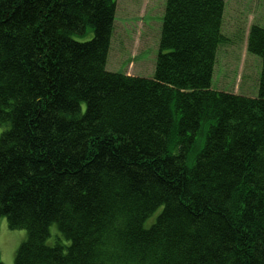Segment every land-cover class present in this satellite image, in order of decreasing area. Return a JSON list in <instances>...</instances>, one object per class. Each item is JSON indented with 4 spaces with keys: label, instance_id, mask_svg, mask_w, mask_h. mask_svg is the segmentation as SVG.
<instances>
[{
    "label": "trees",
    "instance_id": "trees-1",
    "mask_svg": "<svg viewBox=\"0 0 264 264\" xmlns=\"http://www.w3.org/2000/svg\"><path fill=\"white\" fill-rule=\"evenodd\" d=\"M225 7L167 0L144 78L107 71L117 0H0L14 264H264V27L258 96L215 90Z\"/></svg>",
    "mask_w": 264,
    "mask_h": 264
},
{
    "label": "rangeland",
    "instance_id": "rangeland-1",
    "mask_svg": "<svg viewBox=\"0 0 264 264\" xmlns=\"http://www.w3.org/2000/svg\"><path fill=\"white\" fill-rule=\"evenodd\" d=\"M167 0H117L115 30L107 71L152 78L159 52L160 34ZM223 33L228 43L221 46L215 65L213 88L255 98L259 92L262 61L248 52V34L252 25L264 27V0H226ZM90 36L88 37V39ZM9 126L0 125V135ZM150 222L147 226H150ZM47 244L69 242L56 225ZM27 232L13 231L7 218L0 219V261L14 264L19 246Z\"/></svg>",
    "mask_w": 264,
    "mask_h": 264
}]
</instances>
